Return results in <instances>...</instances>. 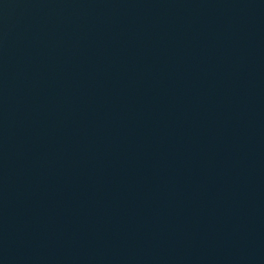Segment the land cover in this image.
<instances>
[{"label": "water", "instance_id": "95a60500", "mask_svg": "<svg viewBox=\"0 0 264 264\" xmlns=\"http://www.w3.org/2000/svg\"><path fill=\"white\" fill-rule=\"evenodd\" d=\"M0 264H264V0H0Z\"/></svg>", "mask_w": 264, "mask_h": 264}]
</instances>
